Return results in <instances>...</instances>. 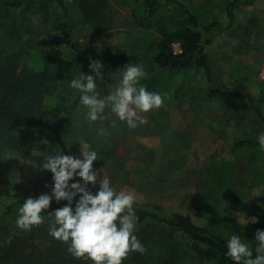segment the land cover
Listing matches in <instances>:
<instances>
[{
    "label": "rangeland",
    "instance_id": "obj_1",
    "mask_svg": "<svg viewBox=\"0 0 264 264\" xmlns=\"http://www.w3.org/2000/svg\"><path fill=\"white\" fill-rule=\"evenodd\" d=\"M63 1L68 9V26L87 54L123 45L136 54L129 62L144 67L146 75L140 82L149 90L167 93L163 105L144 113L147 122L135 129L127 127L115 116L112 118L117 119L116 127L104 121L107 134L102 137L109 135L108 141L100 140L97 129L101 122L84 121L82 111L78 110L77 127L71 135V154L78 156V141L91 135L90 144L100 158L93 162V167L100 178L103 174L108 175L117 190H134L136 202H149L168 211L188 214L196 224L211 226L225 238L234 231L246 240V226L257 219L248 202L261 195L264 189V149L258 142L236 145V141L244 138L257 141L258 133L264 132V122L252 109L210 95L208 88L216 84L229 85L237 80L255 98L263 96L264 0H251L250 4L241 5L235 10L231 23L226 14L229 0H185L200 16L203 25L218 23L203 33L204 52L212 67L210 82L201 68L193 67L182 74L169 76L146 56L142 57V53L152 52L150 46L159 39L162 29L174 27L172 5L161 2L155 26L146 29L135 22L142 0H106L104 8L96 14L95 23L79 17L77 0ZM44 11L50 15L49 19H43ZM29 13L25 15L28 21L21 31L22 37L11 39L5 33L0 35V50L3 53L22 51L20 68L23 66L38 73L45 67L44 55L57 50V57L50 62L49 69L56 62L70 70L73 53L67 46L50 42V37L60 34L64 28L57 4L50 3L38 10V14ZM20 15L21 9L14 12L16 17ZM206 39H210L209 42ZM127 63H112L103 68V81L97 80L102 94L114 86L120 68ZM58 102L60 92L56 91L45 96L41 104L44 109H52ZM262 107L264 112V104ZM22 135V146L8 153V166L0 173V178L5 176L10 182L34 180L48 171L29 162L38 164L41 158L33 154L51 152L50 148L40 141L36 131H24ZM175 151L186 155L180 167ZM227 160L235 167L232 186L241 205L226 196L224 189L207 182L209 166ZM52 185L47 184L44 192L50 193ZM142 228L137 223L136 235L140 240L144 235ZM256 230H252L254 239ZM188 253L185 254L190 260ZM192 264L211 263L197 258Z\"/></svg>",
    "mask_w": 264,
    "mask_h": 264
},
{
    "label": "trees",
    "instance_id": "obj_2",
    "mask_svg": "<svg viewBox=\"0 0 264 264\" xmlns=\"http://www.w3.org/2000/svg\"><path fill=\"white\" fill-rule=\"evenodd\" d=\"M53 2L60 9L64 28L60 34L50 37V42L70 49L73 53L72 68L66 70L63 63L55 62L49 69L50 62L57 57V50L44 55L45 67L39 73L23 66L20 68L22 51L3 53L0 50V173L8 166V153L22 146L24 131H36L40 141L50 150L61 149L65 154H71V135L74 127H77L79 98L78 94L74 95L76 90L69 87L70 79L79 75L80 71L90 74L89 64L92 60L99 59L105 67L112 63H126L136 57V54L120 44L87 54L81 41L68 26L69 14L63 0H0V35L5 33L11 39H20L21 31L28 21L25 15L30 14L29 12L38 14V10ZM77 2L79 17L89 22L94 21L98 17L96 14L106 5V0ZM161 2L172 5L174 27L162 29L159 39L150 46V49L153 48L152 52L148 50V55L142 53V57L146 56L153 65L166 71L169 76L182 74L193 67L201 68L210 82L212 67L204 52L203 33L218 23L203 25L200 16L188 7L185 0H142L135 22L146 29L153 28ZM251 2L229 0L226 5L229 22L234 20L237 8ZM18 9L22 10V15L16 17L14 12ZM42 17L46 20L50 15L44 11ZM209 40L206 39V42ZM176 42L179 43L180 52H174L173 43ZM56 91L60 92V102L52 109H44L42 99ZM208 91L210 95L223 101L252 109L264 122V87L263 96L260 98H255L237 80L229 85L209 86ZM86 136L90 143L91 135ZM102 139L108 141L109 135L101 136L100 140ZM255 144L257 141L247 138L236 141V145ZM175 155L180 163L179 167L182 166L186 155L178 154V151H175ZM234 170L233 163L228 160L211 165L207 169V182L224 189L226 196L241 205L240 197L232 186ZM49 183H53L50 170L23 183L10 182L5 176L0 178V264H93L90 259L73 256L67 251L64 242L49 235L47 222L33 226L28 231L16 226L17 209L25 197H36L45 193L44 189ZM98 187V183L95 187L90 185V190L95 192ZM78 197L79 194L74 199ZM65 203L67 201L57 203L53 199L50 208L42 211L47 213ZM248 203L250 211L257 219L246 226L245 239L255 249L252 230L264 228V189L261 195L253 197ZM134 207L138 215L137 223L143 227L141 241L146 250L144 253L130 252L124 258L123 264H192L197 258L205 259L211 264H236L225 255L227 238L211 226L196 224L188 214L168 211L149 202H135ZM186 251L190 252V260H187Z\"/></svg>",
    "mask_w": 264,
    "mask_h": 264
},
{
    "label": "clouds",
    "instance_id": "obj_3",
    "mask_svg": "<svg viewBox=\"0 0 264 264\" xmlns=\"http://www.w3.org/2000/svg\"><path fill=\"white\" fill-rule=\"evenodd\" d=\"M89 68L90 74L80 71L72 77L69 87L76 90L74 95L78 94V110L82 111L83 120L101 122L97 129L101 136L107 134L104 121L117 126L113 116L135 129L147 122L144 113L165 102L167 93L149 90L140 82L146 75L140 63L128 62L120 68L118 79L106 94L98 90L97 84V80L104 78L103 63L99 59L92 60ZM257 142L264 149V132L258 133ZM78 143V156L65 154L61 149L33 154L41 160L38 164L29 163L50 170L53 185L50 193L25 197L17 209L16 226L28 231L47 222L49 235L64 242L73 256L90 259L93 264H123L130 252L146 250L136 235L138 215L134 203L137 196L134 190H117L108 175L100 178L93 167V162L100 159L98 151L87 140L80 139ZM97 183L99 187L91 191L90 185L95 187ZM78 194V199H74ZM53 199L67 203L44 213L42 210L49 209ZM254 240L258 242L255 249L233 231L226 240L225 255L236 264H264V229L256 230Z\"/></svg>",
    "mask_w": 264,
    "mask_h": 264
},
{
    "label": "built area",
    "instance_id": "obj_4",
    "mask_svg": "<svg viewBox=\"0 0 264 264\" xmlns=\"http://www.w3.org/2000/svg\"><path fill=\"white\" fill-rule=\"evenodd\" d=\"M173 48H174V52H180L181 51L179 43H177V42L173 43ZM263 73H264V71H263Z\"/></svg>",
    "mask_w": 264,
    "mask_h": 264
}]
</instances>
